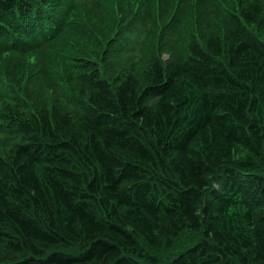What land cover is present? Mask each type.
I'll return each instance as SVG.
<instances>
[{"label": "trees", "instance_id": "obj_1", "mask_svg": "<svg viewBox=\"0 0 264 264\" xmlns=\"http://www.w3.org/2000/svg\"><path fill=\"white\" fill-rule=\"evenodd\" d=\"M111 6L0 0V264H264V0Z\"/></svg>", "mask_w": 264, "mask_h": 264}, {"label": "rangeland", "instance_id": "obj_2", "mask_svg": "<svg viewBox=\"0 0 264 264\" xmlns=\"http://www.w3.org/2000/svg\"><path fill=\"white\" fill-rule=\"evenodd\" d=\"M110 4L113 6V9L117 10L119 5H121V7L123 8H140L145 6L146 4L148 5H152L154 7V10H158V0H110ZM111 6V7H112ZM53 11V10H52ZM54 12V11H53ZM195 12L192 13V15L189 18V26L188 29L191 30V32H196V27H195ZM160 33V30L157 32L156 35H152L151 36V42L153 45V48L163 52L162 57H164V59L168 58V54L165 50L162 49V47L160 46V38L162 37V35ZM120 47V44L117 43L116 46L113 48H118ZM28 59L30 61V65L27 67V73L28 74H32L35 71L33 70V65L35 63L36 60V55H28ZM3 69L6 68L5 64H3ZM4 72V70H2ZM191 235L189 233H182L180 236H178L177 238L174 239V246L172 249L173 253H179L181 250H184V248L190 244V240H191ZM199 237V235L196 234L195 238L197 239ZM194 238V239H195Z\"/></svg>", "mask_w": 264, "mask_h": 264}, {"label": "bare ground", "instance_id": "obj_3", "mask_svg": "<svg viewBox=\"0 0 264 264\" xmlns=\"http://www.w3.org/2000/svg\"><path fill=\"white\" fill-rule=\"evenodd\" d=\"M44 3V2H43ZM34 4V3H33ZM21 16V15H20Z\"/></svg>", "mask_w": 264, "mask_h": 264}]
</instances>
